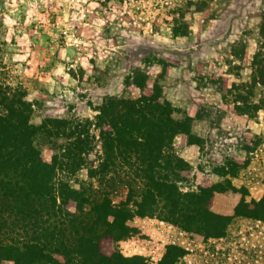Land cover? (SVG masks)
<instances>
[{
    "label": "rangeland",
    "instance_id": "374dc122",
    "mask_svg": "<svg viewBox=\"0 0 264 264\" xmlns=\"http://www.w3.org/2000/svg\"><path fill=\"white\" fill-rule=\"evenodd\" d=\"M262 73L264 0H0V80L25 91L32 122L94 120L107 98L138 96V82L160 86L175 117L189 122L191 133L174 138L190 165L178 183L183 192L211 185L207 204L219 217L195 216L210 225L187 229L181 212L135 215L117 248L153 264L167 252V264H264ZM103 153L94 149L88 164L61 176L96 187L90 170ZM170 167L162 171L174 179ZM108 175L116 182L101 188L126 200L125 181L136 176Z\"/></svg>",
    "mask_w": 264,
    "mask_h": 264
},
{
    "label": "trees",
    "instance_id": "16d2710c",
    "mask_svg": "<svg viewBox=\"0 0 264 264\" xmlns=\"http://www.w3.org/2000/svg\"><path fill=\"white\" fill-rule=\"evenodd\" d=\"M138 83L143 86L138 96L107 98L94 120L46 117L36 124L25 91L0 80V264L4 259L15 264H153L117 248L116 242L131 233L128 221L135 215L160 213L174 220L181 212L187 229L197 222L209 224L194 217L212 212L207 200L213 187L202 183L199 192H183L178 183L190 165L176 154L174 138L191 133L189 122L175 117L160 86ZM98 147L104 153L91 166L90 177L100 176L99 183L74 188L61 173L77 172ZM173 163L177 179L162 171ZM113 169L136 176L126 179L128 197L118 203L101 188L105 180L110 187L116 182L108 175ZM169 260L167 252L156 264Z\"/></svg>",
    "mask_w": 264,
    "mask_h": 264
}]
</instances>
